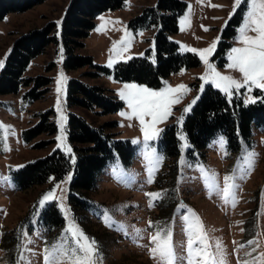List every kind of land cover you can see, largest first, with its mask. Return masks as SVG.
<instances>
[{
  "label": "rangeland",
  "instance_id": "rangeland-1",
  "mask_svg": "<svg viewBox=\"0 0 264 264\" xmlns=\"http://www.w3.org/2000/svg\"><path fill=\"white\" fill-rule=\"evenodd\" d=\"M183 1L186 6L178 16V29L169 37L177 42L180 52L206 49L215 40L213 51L207 55L211 68L197 51L198 65L182 67L162 77L159 86L119 80L114 75L116 63L133 56L146 55L156 62L157 27L133 29L129 24L131 17L156 0H125L122 6L102 11L95 17V25L80 39L81 44L73 48L74 53L91 56L94 66L69 68L64 64L62 21L70 0H43L22 10L9 11L0 19V61L3 62L0 70L15 40L25 32L53 22L57 38L31 59L24 72L30 78L40 75L51 78L49 84L38 89L39 98L28 101L24 97L34 81L20 86L16 92L0 93V125L4 126L0 127V264H45V249L56 257L48 264H73L75 256L83 255L77 247L78 237L72 235L73 226L87 238L84 243L95 242L94 264H161L150 251L155 247L151 237L159 233L163 238L168 232L176 256L174 264H188V229L197 223L206 233L211 251H216L217 242L222 245L224 264L244 260L264 264V127H254L250 140L241 138L240 148L235 150L228 144L226 135L218 132L202 149L204 155L188 141L182 128L205 86L211 84L217 88L213 69L243 85L242 74L228 64L231 49L243 46L238 30L244 22L247 3L242 0L233 13L234 0ZM248 35L254 33L249 31ZM96 65H103L108 71L91 76L89 72L100 70ZM74 77L99 86L106 93L113 90L123 105L115 112L100 114L98 108L69 103L68 83ZM181 84L187 86V91L171 93L179 98L178 102L171 104L170 114L154 125L162 129L166 123L178 124L179 152L170 157L159 149L161 132L155 139L145 141L141 130L145 125L133 115L126 98L135 89L125 86L166 92ZM217 89L229 101L241 98L244 104L264 95V89L250 82L240 88L230 87L227 93ZM47 110H51L49 117L55 122L56 130L25 140L24 129L35 126ZM71 114L81 115L94 126L116 119L118 123L106 131L115 138L128 139L135 147L128 163L122 161L116 150L94 188L84 194L92 203L85 209L72 206L68 199L76 160L75 148L68 138ZM144 120L147 124L152 117L144 116ZM56 148L64 151L72 162V168L63 177L51 175L45 183L15 187L13 170ZM226 176L231 178L227 196L223 191ZM48 193H53L55 199L41 205ZM48 202H54L64 217V222L56 227H48L43 220L42 212ZM193 247H199V242Z\"/></svg>",
  "mask_w": 264,
  "mask_h": 264
},
{
  "label": "trees",
  "instance_id": "trees-1",
  "mask_svg": "<svg viewBox=\"0 0 264 264\" xmlns=\"http://www.w3.org/2000/svg\"><path fill=\"white\" fill-rule=\"evenodd\" d=\"M43 0H0V19L9 11L22 10ZM125 0H70L62 21V40L66 49L64 64L75 68L92 65V57L74 53L73 48L81 44L80 39L87 35L95 25V17L102 11L115 9ZM186 4L183 0H156L141 12L129 19L133 29L157 27L155 32L156 62L148 56H133L129 60L118 61L114 66V75L119 80H136L151 86H159L162 77L182 67L199 64L195 52H180L176 41L169 34L178 29V16ZM55 23L43 28H34L18 37L0 70V93L16 92L22 85L33 82V86L24 92V97L34 100L41 96L40 87L50 83L47 76L28 77L24 75L31 59L43 52L49 43L57 41L54 33ZM100 70L89 72L91 76L108 71L103 65H96ZM106 93L96 85L88 84L79 78H71L68 83L67 98L69 103L78 104L89 109H97L100 114L115 112L123 105L122 100L113 93ZM51 110L42 113L40 121L33 127L24 129L23 138L29 140L36 134H52L56 124L50 119ZM115 119L110 123L94 126L84 117L71 114L68 120V138L76 151L72 177L69 182L68 199L72 206L85 209L92 205L84 195L94 188L103 168L115 157L116 150L123 162H130L135 147L128 139L115 138L107 127L116 125ZM254 127H264V95L244 104L241 98L232 101L223 92L207 84L184 121L182 128L188 141L204 155L209 141L218 133H224L228 144L235 150L241 145V138L250 140ZM178 124L166 123L159 137V149L170 157L179 152ZM42 144H38V146ZM72 168L69 156L59 148L42 157L26 162L13 170L12 180L16 188H26L34 184L47 182L53 175L63 177ZM43 220L48 227H56L64 222V217L54 202H48L43 209Z\"/></svg>",
  "mask_w": 264,
  "mask_h": 264
},
{
  "label": "snow or ice",
  "instance_id": "snow-or-ice-1",
  "mask_svg": "<svg viewBox=\"0 0 264 264\" xmlns=\"http://www.w3.org/2000/svg\"><path fill=\"white\" fill-rule=\"evenodd\" d=\"M242 0H234L232 12L234 13L238 6H240ZM247 11L244 15V22L241 28L238 30L240 35L238 39L243 44L242 47H234L231 49V55L229 59L231 63L228 64L229 68L238 69V71L243 76V85L238 81L234 80L229 76H221L219 73L215 72L213 69V76L215 80V86L221 88L224 92H228L230 87L240 88L242 86L248 85L249 82L256 87L264 89V0H246ZM230 16L232 13L229 14ZM207 30V29H205ZM251 31L254 35H248V32ZM219 39V37H217ZM216 41L206 49H190L193 52L199 51L201 56L200 58L208 65L207 55H210L215 47ZM3 62L0 61V66ZM211 68V65H208ZM203 78V77H202ZM60 80H57L59 85ZM125 88L135 89V91H130L127 93L126 98L128 99L129 106L133 109V115H136L141 122L142 132H144L145 141L155 139L162 129H157L154 125L166 116L169 113V106L173 103H177L179 98L172 97L171 93L178 92L181 90L187 91V86L178 85L176 88H168L166 92H151L146 88L136 89L135 85H126ZM251 90V89H249ZM59 92V87L57 88ZM123 95V93H122ZM254 102L249 99L245 103ZM195 103V100L192 101ZM191 105L185 108V111H188ZM144 116H151L152 120L145 122ZM61 127L64 117L61 116ZM0 127H4L0 125ZM183 138V137H181ZM61 139V137H57ZM137 143V141H133ZM68 152H71V148L66 149ZM70 179V177H69ZM225 187L223 189L225 196L229 194L230 177H225ZM150 182V181H149ZM147 195L155 197L157 194L148 193ZM50 199H55L53 193L46 194L43 199L40 201V204L43 205L46 201ZM73 237H78L76 243L79 249V252L83 255H77L74 257L73 264H94L93 254L95 249L93 247L94 241L89 243H84L87 240L83 236V233H78L73 226L72 229ZM188 240H187V252H188V264H224L222 245L216 243V251H211V246L207 242L206 233L203 232L202 226L196 224L190 226L188 229ZM152 241L155 244V247L150 249L153 256H156L161 261V264H174L176 256L173 251V245L171 242V232H168L166 236L161 238L160 234L157 233L155 236L151 237ZM199 242V247L194 248L193 245ZM235 243V242H234ZM249 243H252L249 241ZM243 247V245H239ZM75 253V249H73ZM45 264H48L49 261H54L56 257L53 253L49 252L48 249H45ZM22 259L26 257L22 256ZM238 264H251L250 261H238ZM257 264L259 262L257 261Z\"/></svg>",
  "mask_w": 264,
  "mask_h": 264
}]
</instances>
